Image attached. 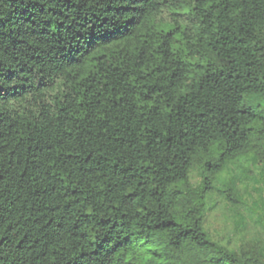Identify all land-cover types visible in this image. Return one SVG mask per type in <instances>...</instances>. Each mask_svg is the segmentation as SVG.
<instances>
[{"label":"trees","instance_id":"16d2710c","mask_svg":"<svg viewBox=\"0 0 264 264\" xmlns=\"http://www.w3.org/2000/svg\"><path fill=\"white\" fill-rule=\"evenodd\" d=\"M0 264H264V0H0Z\"/></svg>","mask_w":264,"mask_h":264}]
</instances>
